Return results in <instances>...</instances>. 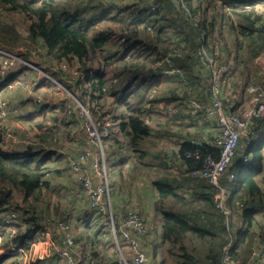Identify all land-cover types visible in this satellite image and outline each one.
Listing matches in <instances>:
<instances>
[{"label":"trees","instance_id":"trees-1","mask_svg":"<svg viewBox=\"0 0 264 264\" xmlns=\"http://www.w3.org/2000/svg\"><path fill=\"white\" fill-rule=\"evenodd\" d=\"M157 1V8H153V11L139 10L136 15L131 17L129 15L128 20L123 21L118 18L113 4H106L92 15H87L81 8L75 10L67 8L63 0L25 2L24 8H27V15L32 20L29 34L22 35L13 24L2 21L0 22V46L5 48V46L17 47L22 44L41 45L47 54L57 61H76L80 66L83 65L85 67L83 83L87 87L82 90L83 93L79 97L83 102L81 103L84 106L87 103L86 98L89 97L92 101H99L94 110L87 108L91 118L102 122L106 117L112 120L116 127L114 143H119V135L124 136L127 140V152L130 153L133 150L132 156L135 155L139 163L145 162L152 157L149 147L152 130L147 121L154 116L153 114L160 111L161 103L166 105L167 99L171 98L159 93L161 85L169 83L174 86L170 90L174 92V99L185 102L187 106L190 99L186 97L192 98L187 95L192 90L200 101L205 104L210 103L213 96L212 72L206 62L207 57L210 56L220 65L229 64L231 67V73L222 90L223 99L227 105L236 103L238 107L240 102H250L252 96L248 88L252 84L264 88V74L261 78L262 84L248 82L252 77H256L251 76L255 72L251 71V64L262 54L264 55V25L260 23L264 12L260 10L259 14V10L255 7L264 5V0ZM218 2H221L220 6ZM0 4L4 6L9 4L19 9L24 5H20L21 3L19 4L17 0H0ZM202 9L205 10L206 17L199 20L195 16ZM209 9L214 11L211 18L207 17ZM221 9L228 12L222 15L223 19L218 17ZM170 16L181 18V20ZM233 16H236L238 21H235ZM166 17H170L168 20L171 22L165 21ZM219 18L221 21L233 20L232 28L251 41L247 45L248 57H244V53L242 56L238 53L234 57L231 54L223 57L211 50L208 40L209 36L213 35ZM135 21L138 22L136 24L139 27L143 26L144 34H149L150 41L141 36L139 28L135 29ZM166 23L170 24L168 25L170 27L175 26L171 35L165 33ZM91 52L94 54L92 58L95 59L97 53L101 54L100 64L93 70L87 67ZM3 57L9 56L0 55V61ZM21 58L30 59L24 54ZM15 59L20 57L17 56ZM238 65L244 69L241 74L246 75V81L240 84H238L240 79H236V83L231 81L235 72L239 71ZM0 66L1 69L2 65ZM260 70L264 73L263 67ZM1 74L0 70V81L3 77ZM13 74L15 72L11 73L10 79L6 78V82L11 84L16 82ZM55 76L59 78L58 75ZM41 85L44 86L42 83ZM79 86L82 88L81 80ZM185 88L186 92L181 91ZM108 97L113 99L116 106V112L110 117L109 113L104 111V102ZM231 105L227 106L228 111L240 113L239 108ZM208 119L207 115L196 114L189 109L182 120L175 121V128L186 122L187 132L191 127L197 132L199 122L202 127L214 122ZM55 122L59 127L54 124L55 127L46 128L43 132L45 135H39L43 140L48 141L53 130L60 131L63 124L67 123L66 120L58 119H55ZM251 125L252 133L245 139H253L254 142L243 144V146L240 143L239 152L241 148L243 150L241 159L239 161L238 155L233 161L229 170L222 176L220 187L205 179L191 176L179 178L170 173L171 176L164 174L163 177H158L155 185L157 191L155 206L163 215L162 254L159 264H226L227 257L239 260L240 254L237 249L246 244L250 228L247 231L239 229L233 234L234 245L226 252L229 227L225 224V215L219 208L218 202L232 210L241 205L245 222L250 223L252 229L259 227L254 220V214L264 211V192L259 178L264 169V140L263 145L255 146V143L259 133L261 135L264 133V113L254 116ZM218 131V129L214 130L215 134L212 138L217 136ZM4 140V133L0 132V208L10 203L14 191L23 195L34 215L31 221L24 222L26 228L20 233V237L24 239L33 230L34 224L31 222L39 219L36 207L38 208L44 199L45 187L48 185L46 177L52 170L48 165L52 153L47 144L39 139L30 141V145L21 152H12L10 149L5 151L1 149ZM197 140L202 142L201 146L191 142L183 143L180 153H176L173 157V163L176 165L174 167L182 175L192 170L204 169L210 158L215 160L220 158L221 149L212 144L209 139L200 137ZM105 158L109 175V165L115 155ZM92 161L91 158L89 163ZM162 167L165 170L171 169L168 165L166 168ZM71 171L75 173L72 167ZM231 174L234 175L233 179L229 177ZM109 186H112L111 180H109ZM110 198L114 206V195L112 194ZM99 217L108 222L107 217L101 215ZM107 225L109 226V222ZM18 229L21 230V227ZM260 229H263L262 225ZM112 233L116 246L120 248L113 231ZM140 235L145 238L147 236ZM135 236L137 237L136 234ZM87 238L92 248L102 242L101 233ZM119 239H121L120 236ZM104 244L107 246V241ZM120 244L122 248V244L127 246L123 239ZM88 253L95 259L99 256L95 255L94 251L86 250L83 258ZM8 258H0V264H5ZM128 261L129 264L132 262ZM257 261L259 260H254V263L257 264ZM121 263L124 264L123 260Z\"/></svg>","mask_w":264,"mask_h":264},{"label":"rangeland","instance_id":"rangeland-1","mask_svg":"<svg viewBox=\"0 0 264 264\" xmlns=\"http://www.w3.org/2000/svg\"><path fill=\"white\" fill-rule=\"evenodd\" d=\"M17 2L21 3L20 5L24 4L21 9L14 8L9 4L7 6L0 4V22L4 21L8 24H13L20 34L28 35L32 20L27 15V8L24 7L26 6L25 2L32 3L33 0H17ZM63 3L71 10L83 9V12L87 15H92L106 4H113V9L118 18L123 21L124 19L128 20L129 15L130 17L136 15L139 10L146 9V11H149L157 8L156 3L158 1L63 0ZM218 5L220 6L221 2H218ZM255 7L259 10V14L261 11L264 12L263 4ZM208 11L207 17L211 18L214 11L213 9ZM227 13V10L221 9L218 17L223 19L222 15L224 16ZM170 17L176 18L174 16ZM170 17H166L165 21L171 22L168 20ZM195 17L199 20L205 18V10H200ZM220 18L217 20L213 35L209 36L208 41L211 50L221 54L223 57H227L229 54L234 57L238 53L239 56L244 53V57H248L247 45L251 41L245 36L238 34V31L232 28L233 20L224 19L225 21H221ZM176 19L181 20V18ZM233 19L238 21L236 16H233ZM136 23L138 22L135 21V29L138 30L139 28L141 36L150 41L149 34H144L143 26L139 27ZM234 24L236 25L237 23ZM165 25L167 26L165 33L171 35V31L174 30L175 26L172 25L170 27L168 23ZM118 31H121L120 28H118ZM1 48L0 55L6 56L3 52H7L13 57H3L0 61L2 65L0 69L2 71L1 77L3 75L1 79L2 86H0V132H3L5 137L3 144H1V149L5 151L10 149L12 152L23 151L26 146L30 145V141L39 139L47 144L50 153H52L51 161L48 162L52 170L46 177L48 185L45 187L44 199L38 208L36 207L39 219L31 222L34 224L33 230L28 233L26 238L20 237V233L26 228L24 222L27 220L31 221L34 215H32L31 208L27 206L23 195L14 191L11 195L10 203L4 204L0 208V258L9 257L5 264H122L121 254L112 239L113 237H108L107 246H104L106 240L102 239V242L97 243L98 246H95V248H92L87 240L84 241L97 226H99L97 229L100 231L108 228L111 233L110 226H104L108 222L99 217L95 210L90 209L86 196L88 190L80 182V174H75L71 171L72 164L78 160L81 153L86 151L92 153L94 157L115 155L109 165L110 176L108 175L107 180H111L112 184L111 187L109 186L110 196L115 193L116 197L121 194L122 198H116V205L114 203V206L111 198L110 200L106 199L104 206L111 209L112 213L117 216L115 219L118 223L115 224V228L118 231L121 230L124 235L128 234L129 222L134 223L138 227L147 228L146 238L137 235L138 238L136 240L141 241L149 252L150 248L147 240L150 238V229L156 230V227L145 218V212L142 211L139 204H142L145 199L148 200L150 197L147 190L154 183L151 184L149 182L156 181L158 177L161 178L164 174L170 175V173L172 176L176 175L179 178H190L188 176L189 172L182 175L174 167L173 157L176 153H180L183 143L191 142L201 146L202 142L195 139L199 135L197 133L199 131L204 133V136L207 135L211 143L216 145L220 138L217 139L218 136L212 137L215 134L214 130L220 127L217 118H212L214 121L212 125L207 124L201 128L202 130L198 127L197 132L193 127L187 132L186 122L175 128V121L182 120V117L187 114L189 109L185 102L174 99V92H170L174 86L164 83L165 85L159 87L161 89L159 93L166 94L171 98L167 99L166 105L161 103L160 111L153 114L154 116L147 121L148 126L152 130V137L149 142L152 157L148 161L139 164L137 157L135 155L132 156L133 150L130 153L127 152V140L124 136L119 135V143H114L116 127L113 125L112 120L106 117L104 122L97 121L91 118L89 112L88 115L83 114L81 108L83 102L79 99L81 93H83L82 90L87 87L83 83L85 81L83 76L85 67L83 65L80 66L76 61H57L51 58L41 45L22 44L17 47L5 46V48ZM23 54L29 56L30 59L24 60L21 58ZM16 55L20 59H15ZM100 56L101 54L98 55L97 53V58H92L94 54L91 52V59L87 61V67L92 70L94 67H98ZM238 66L239 71L235 72L231 81L236 83L235 80L240 79L238 82L240 84L246 81V75L241 74L244 69L241 68V65ZM261 67L264 68L263 54L251 64V71H255L251 76L255 75L256 77H252L248 82L262 84L263 80L261 78L264 73L260 70ZM13 72L15 74L12 76H14L16 82L12 84L6 82V78L10 79V75ZM55 75H58L59 78ZM80 80L82 88L79 86ZM186 90L185 88L181 91L186 92ZM194 91L198 92L199 90L194 89ZM89 92L91 94V91ZM187 95L192 98H186L203 103L193 90ZM86 99L87 103L84 104L86 109L94 110L99 101H92L91 97ZM104 104V111L109 113V117L112 116V113L116 112L113 99L106 98ZM232 106L245 109L251 106V101L248 103L240 102L238 107L235 104ZM215 111L217 112L218 110ZM236 116L245 122L244 113H239ZM55 119L66 120L67 123L63 124L60 131L53 130L48 141L43 140L41 138V136L45 135L43 132L46 128L55 127ZM219 122L223 126L221 119H219ZM56 127L59 126L56 125ZM204 129L205 131H203ZM263 140L264 133L262 135L259 133L255 146L263 145ZM253 142V139H245L244 137L240 141L241 145ZM197 143H200V145ZM46 151L49 152V150ZM238 155L239 149L234 160H236ZM91 163H88L85 168L97 181L99 177L92 168ZM167 165L171 167L170 170H165L162 167L166 168ZM143 172H146L147 176H143ZM142 176L145 180H143ZM259 178L261 179V187L264 192V169ZM223 199H226V195ZM133 202H137L136 205H139L138 209L130 205ZM120 206L121 209L119 211L116 207ZM218 206L225 215V224L229 227V234L226 237V252L234 245L233 234L239 229L247 231L250 228L246 244L237 249L240 254L239 260L227 257L225 259L226 264H256L254 260L257 259L259 260L257 264H264V211L254 214V220L259 227L252 229L251 224L245 222L244 210L241 205L236 207L235 210L228 209L219 202ZM130 213L135 214L136 221L131 218L125 220ZM260 225L263 226L262 230ZM18 227H21V230ZM121 239L123 238L121 237ZM78 241L83 244L77 245ZM83 245L86 250L94 251L95 255H99V257L95 261H87L83 258V253L85 252ZM122 246L121 251L124 253L126 245L122 244ZM160 252L162 253V250ZM150 254L151 256L154 255L151 252ZM129 255L131 257V253ZM127 256L128 253L125 252L123 258H127ZM116 259L117 261L115 262ZM108 260L110 262H107Z\"/></svg>","mask_w":264,"mask_h":264},{"label":"built area","instance_id":"built-area-1","mask_svg":"<svg viewBox=\"0 0 264 264\" xmlns=\"http://www.w3.org/2000/svg\"><path fill=\"white\" fill-rule=\"evenodd\" d=\"M260 23L264 25V17L262 20H260ZM1 47L2 46H0V53L2 51ZM3 53L4 55L10 56V54L7 52ZM206 62L212 72L213 96L211 98V102L208 104H201L190 100L188 107L193 113L205 114L211 119L217 118L220 125L218 129L219 131L217 133V139H220H218L219 142L215 146L221 149V155L217 160L212 158L208 159L204 169L192 170L188 173V176L205 179L209 183L220 187V180L232 165L241 139L243 137H248L252 133V118L264 113V88L255 85L249 86L248 91L252 96L251 106L245 109H238L240 113H244L245 122H243L241 118L236 116L239 113L228 111L227 106L233 103L230 102L231 104L228 103L227 105L222 95L224 84L228 75L231 73L230 65H220V63L215 61L210 56L207 57ZM81 108L83 110V114L88 115L87 109L82 104ZM215 110L218 111L216 112ZM219 119L223 121V126L219 122ZM91 158L93 159L91 166L99 177L97 181H95V177H93L85 168ZM72 168L75 174H80L79 180L86 186L88 190L86 196L89 201L90 209L95 210L96 214L99 216L101 215L107 217L109 226L114 232L117 244L120 248L122 247L119 241V236L122 237L124 242L128 245L126 248H128L131 253L132 261L130 264H148L149 252L142 245L141 241L136 240L138 237L135 236V234L139 236H141L140 234L147 235V228L138 227L134 223L129 222L128 234L124 235L121 230L118 231L115 228V224L118 223V221L115 219L117 216L112 213L111 209H108V207L104 206L106 199L110 200L109 180H107L108 174L105 155L94 157L89 151L83 152L79 155L78 160L72 164ZM229 177L230 179H233L234 175L231 174ZM128 218L133 219V221L137 220L135 214L133 213H130L128 216H126L125 220ZM118 233H120V235H118ZM123 263L129 264L128 259L124 258Z\"/></svg>","mask_w":264,"mask_h":264},{"label":"crops","instance_id":"crops-1","mask_svg":"<svg viewBox=\"0 0 264 264\" xmlns=\"http://www.w3.org/2000/svg\"><path fill=\"white\" fill-rule=\"evenodd\" d=\"M196 124V123H195ZM198 124V123H197ZM196 124V125H197ZM209 124H211V123H209ZM212 125V124H211ZM200 129L202 128V125H200V122H199V124L197 125ZM202 130V129H201ZM203 131H205V129L203 130ZM199 135L195 138L196 140L198 139V138H200V137H206L207 139H209V137L206 135V136H204L205 134L204 133H201V131H199V132H197ZM209 141H210V139H209ZM242 146H243V144H242ZM264 148V147H263ZM242 148H241V150H240V152H239V157L241 158V153H242ZM18 152H21V151H18ZM140 164V163H139ZM142 169H144V168H142ZM143 176H147V174H146V172H143V174H142ZM142 176V178H143V180H145L144 179V177ZM148 182V181H147ZM149 183H154V185H151L150 187H149V189L147 190L148 192L147 193H149V199L148 200H144V202L141 204V203H139L140 204V206H141V208H142V211H144L145 212V218H147V220H148V222H151V224L152 225H155V227H156V230H153V229H150V238L147 240V243H148V246H149V258H152V260L150 259V263L149 264H159V260H160V257H161V243H162V241H161V232H162V229H161V225H162V220H163V215L159 212V211H157V209L155 208V201H156V198H157V191L155 192V190H156V183H157V180L156 181H150ZM155 189V190H154ZM156 195V196H155ZM116 198H119V199H121L122 198V195L120 194L118 197H116L115 196V193H114V203H115V205H116ZM125 198V197H124ZM146 201V202H145ZM137 203V202H136ZM136 203H130V205L132 206V207H135V208H137L138 209V207H139V205H136ZM117 208V210H119L120 211V209H121V206L120 207H116ZM104 226H106V227H108V225H104ZM99 226H97V227H95V229H93V231L92 232H90L89 234V236L90 237H92L94 234H99V233H101V235H102V239H104V240H106L107 241V239H108V237L110 236V238H112L113 237V233H112V230H111V233L108 231V228H104L105 230H103V231H100L99 229H97ZM87 239V238H86ZM86 239H84V241L86 240ZM113 240H114V238H112ZM88 242V241H87ZM89 244H90V242H88ZM115 243V242H114ZM83 243H81V241H78L77 242V245H82ZM127 247H128V245H127ZM83 248H84V251L86 252V248L84 247V245H83ZM118 250H119V252H120V254H121V260H123L124 258H123V256L125 255V252L126 253H128V256H127V259L128 260H131V257H130V255H129V253H130V251L128 250V248H125V250H124V253L121 251V248H118ZM85 252L83 253V254H85ZM150 252L151 253H153L154 255L153 256H151V254H150ZM99 257V256H98ZM97 257V258H98ZM84 258L87 260V261H90V262H92V261H95L96 259L95 258H92V257H90L89 256V253H88V255H85L84 256ZM120 258V257H119ZM117 261V259L115 260V262ZM107 262H110V260H108ZM117 264V263H116Z\"/></svg>","mask_w":264,"mask_h":264},{"label":"water","instance_id":"water-1","mask_svg":"<svg viewBox=\"0 0 264 264\" xmlns=\"http://www.w3.org/2000/svg\"><path fill=\"white\" fill-rule=\"evenodd\" d=\"M198 145H200V143H197Z\"/></svg>","mask_w":264,"mask_h":264}]
</instances>
